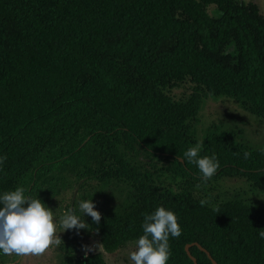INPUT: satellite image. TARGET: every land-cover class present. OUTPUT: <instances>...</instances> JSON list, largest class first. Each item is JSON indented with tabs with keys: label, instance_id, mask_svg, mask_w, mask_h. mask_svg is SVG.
Returning <instances> with one entry per match:
<instances>
[{
	"label": "trees",
	"instance_id": "16d2710c",
	"mask_svg": "<svg viewBox=\"0 0 264 264\" xmlns=\"http://www.w3.org/2000/svg\"><path fill=\"white\" fill-rule=\"evenodd\" d=\"M221 98L264 123V17L250 2L0 0V192L23 187L58 220L92 199L101 216L61 229L59 264H105L77 257L84 236L123 252L159 206L181 229L168 264H264V209L206 200L224 179L264 194V144L234 124L197 134ZM199 141L220 165L206 182L183 159Z\"/></svg>",
	"mask_w": 264,
	"mask_h": 264
},
{
	"label": "clouds",
	"instance_id": "9594fccd",
	"mask_svg": "<svg viewBox=\"0 0 264 264\" xmlns=\"http://www.w3.org/2000/svg\"><path fill=\"white\" fill-rule=\"evenodd\" d=\"M203 148V141L195 143L183 153V159L195 164L201 180L206 182L220 165L215 154L201 156ZM248 155L245 152L244 159ZM4 160L5 157L0 156V166ZM77 207L79 214L68 208L57 220L55 213L37 195L35 198L26 196L23 187L0 192V256L42 254L56 242L53 237L60 229L63 232L87 229L83 220L85 214L96 223L100 221L92 199L80 200ZM141 228L143 234L135 240V249L128 253V260L131 264H168L169 239L181 235L175 213L163 206L156 207L152 213L144 215ZM259 236L264 239V231H259Z\"/></svg>",
	"mask_w": 264,
	"mask_h": 264
},
{
	"label": "rangeland",
	"instance_id": "374dc122",
	"mask_svg": "<svg viewBox=\"0 0 264 264\" xmlns=\"http://www.w3.org/2000/svg\"><path fill=\"white\" fill-rule=\"evenodd\" d=\"M242 1L256 5L260 14L264 17V0ZM175 95L179 96L180 93L176 91ZM197 118L196 129L199 136H201L211 125L228 128L231 124H234L243 129L245 136L249 141L264 144V123L241 111L232 101L222 98L207 99L198 113ZM212 187V190L208 192L209 196L206 198L211 205L222 200L239 198L245 202L259 205L264 209V194L252 189L245 180L224 179L213 184ZM66 198L64 201H66ZM109 204V206L118 205L119 201H117V199L112 200ZM55 216L58 220L56 213ZM62 236L63 232H61L60 229L53 237L56 242H54L44 253L39 255H21L18 256L14 262L11 261L9 264H59L60 258L57 249L58 241ZM89 249L91 250L89 251ZM134 249L135 246L132 245L123 252L108 254L100 247L98 237L88 233L82 239L81 249L77 254V257L84 258L89 253H95L102 255L105 264H131L127 257L128 253ZM13 256L14 254L8 255L7 259H11Z\"/></svg>",
	"mask_w": 264,
	"mask_h": 264
},
{
	"label": "water",
	"instance_id": "95a60500",
	"mask_svg": "<svg viewBox=\"0 0 264 264\" xmlns=\"http://www.w3.org/2000/svg\"><path fill=\"white\" fill-rule=\"evenodd\" d=\"M199 247V249H202L200 246H198ZM188 249V246H186V250ZM209 257V259L211 260V258H210V256H208ZM192 259V261L194 262V264H196L195 263V259L194 258H191ZM211 262L213 263V264H216L213 260H211Z\"/></svg>",
	"mask_w": 264,
	"mask_h": 264
}]
</instances>
